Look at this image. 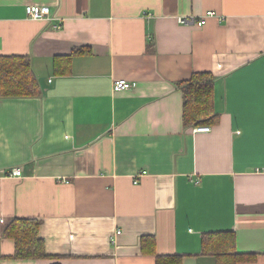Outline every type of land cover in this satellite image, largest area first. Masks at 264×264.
Masks as SVG:
<instances>
[{"label": "crops", "instance_id": "0c3cea01", "mask_svg": "<svg viewBox=\"0 0 264 264\" xmlns=\"http://www.w3.org/2000/svg\"><path fill=\"white\" fill-rule=\"evenodd\" d=\"M0 55L29 56L42 90L0 98V264H217L203 236L225 232L264 264V0H0ZM195 72L217 77L208 133L184 124ZM16 219L50 257L9 258Z\"/></svg>", "mask_w": 264, "mask_h": 264}, {"label": "trees", "instance_id": "16d2710c", "mask_svg": "<svg viewBox=\"0 0 264 264\" xmlns=\"http://www.w3.org/2000/svg\"><path fill=\"white\" fill-rule=\"evenodd\" d=\"M81 50H74L73 54ZM69 57L57 58L60 61ZM67 68V67H66ZM217 77L211 72H195L185 81L178 83L184 96V124L186 127L212 126L219 122L215 109V88ZM42 90L35 75L31 58L24 55H0V98L38 97ZM41 223L36 219H16L5 230V236L15 241L13 259H44L50 257L45 240L41 237ZM202 254L214 256L217 264H239L255 260L251 254L237 250L236 236L233 233H207L203 236ZM183 257L156 254V264H181Z\"/></svg>", "mask_w": 264, "mask_h": 264}, {"label": "built area", "instance_id": "2783aa9c", "mask_svg": "<svg viewBox=\"0 0 264 264\" xmlns=\"http://www.w3.org/2000/svg\"><path fill=\"white\" fill-rule=\"evenodd\" d=\"M26 14L29 18L34 20H47L50 18V8L47 6H39V5H28L26 7ZM216 16V13L213 11L206 12L203 16L197 19L185 18V17H179V22L182 24H188L190 22H193L199 27H202L204 24H206L207 18ZM134 87V83H131L125 79H119L114 82L113 90L115 92L124 91V90H131ZM212 131L211 126H197L193 128L194 133H208ZM147 172L143 171L140 172L137 175V180H135V183H138V178L141 176L146 175ZM11 176L15 177H21L23 175L22 169L20 168H14L10 172ZM121 232H117V234H120Z\"/></svg>", "mask_w": 264, "mask_h": 264}]
</instances>
